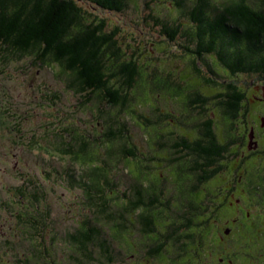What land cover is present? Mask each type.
<instances>
[{
  "label": "rangeland",
  "instance_id": "1",
  "mask_svg": "<svg viewBox=\"0 0 264 264\" xmlns=\"http://www.w3.org/2000/svg\"><path fill=\"white\" fill-rule=\"evenodd\" d=\"M80 1L87 12L93 14L90 19L95 16L103 19L106 32H118L116 39L123 51L122 60H135L140 76L132 88L124 90L129 101L122 109L110 107L108 101L101 98L100 102L94 101L89 106L80 104L78 93L67 86L69 82L57 64L44 66L28 57H16L8 63L0 61V96L5 100L4 107L13 110L3 116L0 113V168L4 170H0V181L5 184L1 187L0 183L3 200L0 206V264H170L186 248L188 240L183 235L186 230L176 233L174 229L183 216L190 213V207L184 208L185 201L177 188L190 182L180 183L176 169L184 165L181 168L188 171L192 158L185 148L175 149L173 144L195 138L206 119L200 113L203 110L207 117L216 121L215 131L220 130L217 134H222L225 126L219 117L222 111L217 99L222 89L219 85L209 87L205 82L215 79L224 85L230 74L209 55L205 60L220 77L213 75L201 61L198 63L199 76L192 70V58L180 49L187 43L184 32L188 28L181 27V36L175 40L164 33L165 23L169 26L189 24V16L185 13L197 0H183L187 8L183 11L184 8L176 6L175 0H125L126 8L121 12L105 11L92 0ZM208 1L221 9L229 0ZM231 78L241 87H249L247 96H252L256 78L244 74ZM123 80L115 78L112 82L118 87ZM179 83L188 86L183 87L185 92H177ZM195 90L209 99L204 107L189 105V96L194 95ZM101 111L106 113L105 126L99 119ZM15 112L19 114L17 118L13 117ZM67 126L69 129L80 126L82 132L87 133L86 141L89 139L91 143L93 134L98 136L97 154L101 159L105 157L104 148H101L105 144V134L126 131L127 139L115 141L114 146L121 148L125 142L129 154L126 157L132 152L137 156L132 157L133 163L128 159V163L124 159L113 161L115 167L111 168L109 178L116 182L112 188L114 192L109 193L105 183L103 187L108 198L116 193L119 195L112 206L114 202L124 204L123 193L135 195L136 189L142 188L130 177L138 174L127 170V166L143 167L142 182L147 185L150 177L153 187L150 193L155 192L160 202H153L156 205L153 209L161 210L162 214L157 219L152 239L141 230L136 214L131 213L127 216L128 222L122 221L118 227L117 212L113 214L117 219L114 221L109 213L102 214L99 207L90 204L91 189L86 185L89 169L72 159L70 153L56 151L51 144L60 142L55 134H61ZM171 131L185 137L171 136ZM24 135L32 136L36 144L46 145L49 151L43 147L35 148L42 150L38 151L23 146L27 139ZM68 138L71 142V137ZM79 178L85 186L79 183ZM41 190L43 196H40ZM152 199V195L147 196L146 203ZM87 220L101 229L102 238L110 246L108 250L104 251L101 241L97 240L81 252L78 244L70 240L69 236L75 235ZM160 241L166 244L161 257L152 254V248Z\"/></svg>",
  "mask_w": 264,
  "mask_h": 264
},
{
  "label": "trees",
  "instance_id": "2",
  "mask_svg": "<svg viewBox=\"0 0 264 264\" xmlns=\"http://www.w3.org/2000/svg\"><path fill=\"white\" fill-rule=\"evenodd\" d=\"M92 1L108 12H121L126 8L125 0ZM175 2L179 9L184 8L182 11L187 9L184 7L183 0H175ZM212 3L208 0H197L191 10H186L185 14L189 16L190 20L187 25L183 23L174 26H169L166 23L163 25L165 35L171 40L181 36V27L188 28L184 32L187 43L181 45L180 49L192 58V70L201 76V70L198 67V63L201 61L213 75L218 76L219 74L205 60L209 55H216L220 64L232 74L252 72L256 69L259 61H262L264 65V13H258L253 8L239 2L232 9L229 8L228 12L220 9L218 12L221 13H218ZM237 8L238 14H234L238 17L237 20L226 23L221 21L219 16L232 13ZM92 15L82 6L80 0H0V49L5 52L4 63H8L16 57H28L32 58L35 63L44 66L50 63L57 64L69 82L67 86L78 93L81 105L83 103L84 105L93 104L94 101L100 102L101 98L106 99L110 107L122 109L129 101L127 92H123L134 86L140 76V67L135 60H122L123 51L116 39L118 32H106L105 20L98 19L96 16L90 19ZM115 78L117 80L124 79L123 84L116 87L115 85L118 84L112 82ZM205 83L209 87L217 85L223 87V84H219L215 79H207ZM183 87L188 88L187 85L179 83L177 92H185ZM85 92H87L86 98ZM192 94L194 95L189 96V105L197 104L204 107L209 101L197 90ZM220 94L219 92L218 95ZM222 111L234 114V108L224 103ZM101 112L103 113L100 114L99 119L105 126L106 113H104L105 111ZM202 115L207 117L206 110H203ZM202 130L206 135H215L212 131V121H206ZM86 134L82 132L80 126L79 129L73 127L69 129L67 126L61 134H55L60 142H51V144L56 147V151L70 153L72 159L85 165V169H89L86 185L91 189L90 204L99 207L102 214L109 213V218L114 221L117 219L113 214L117 212L119 221L116 225L118 227L122 225V221L128 222L127 216L131 213L136 214L141 223V230L152 239L151 234L155 232V224L162 214L161 210L153 209L156 207L153 205L155 201L149 204L145 202L147 196L144 195V190L152 191L153 187L150 185V178L147 185L142 182L141 178H144L145 175L143 167L137 168V170L134 166H127V170H134L138 174L137 177L129 176L142 188L136 189L135 195H130L132 197L123 193L124 204L114 202L115 204L112 206L111 203L117 198L119 199V195L118 193L111 194L112 196L108 198L103 187L105 183L110 190L109 193L114 192L112 188L116 182H111L112 180L109 178L111 168L115 167L113 161L121 162L124 159L128 163V159L130 163H133L132 157L137 156V153L132 152L131 156L126 157L129 154L126 153L125 142L122 143L121 148L114 146L115 141L127 139L126 131L120 130L112 134L109 132L105 134L103 139L105 144L101 146L105 151L103 159L97 154L98 136L93 134L91 143L89 139L86 141ZM36 135L38 136V134ZM68 137H71V142H68ZM24 138L27 139L23 146L39 148L44 145L36 144L37 140H33L35 138L32 136L24 135ZM184 148L188 151V155L194 156L195 153L198 158L201 156L207 159V152L194 151L188 145L182 149ZM208 148L204 147L205 150ZM213 151L216 152V150ZM218 153L221 152L217 150ZM79 183L85 186V182L81 178H79ZM40 194V196L44 195L42 190ZM191 215L190 208L188 216L191 217ZM188 218L183 217L179 227L187 229L191 225V219ZM93 224L91 220L84 221L77 233L69 236L71 241L74 240L78 244V249L81 252H85L88 246L95 244L97 240L101 241L100 247L104 251L110 247L106 243V239L102 238L101 229ZM124 224L126 225V223ZM165 250V242L160 241L157 246L152 248V254L161 257Z\"/></svg>",
  "mask_w": 264,
  "mask_h": 264
},
{
  "label": "flooded vegetation",
  "instance_id": "3",
  "mask_svg": "<svg viewBox=\"0 0 264 264\" xmlns=\"http://www.w3.org/2000/svg\"><path fill=\"white\" fill-rule=\"evenodd\" d=\"M237 2L258 13H264V0H229L224 2L221 9L228 12ZM237 11L238 8L229 13L231 16L227 14L219 17L223 23L234 21L238 18L235 16ZM4 55L5 52L0 49L2 63ZM211 56L216 58V55ZM228 72L230 75L221 88V94H217V99L221 111L224 103L234 108V114L222 111L219 115L225 126L221 129L222 134H217L220 130L215 131L216 121L206 117L193 140L175 141L173 144L175 149L188 145L194 151L207 152L208 156L207 159L201 156L198 158L194 153L188 171H183L181 167L184 165H178L181 166L176 169L178 174L174 171L180 183L190 182L189 185H179L177 188L182 201H185L184 208L187 210L190 207L192 215L183 216L191 219L187 229L179 227L180 224L174 229L176 233L186 230L183 235L188 242L181 253L171 262L168 260L170 264H264V65L259 61L252 72ZM243 74L257 79L251 97L247 96L249 87H241L236 79L231 78ZM1 97L0 113L3 116V113L8 114L13 110L4 107L5 100ZM18 116L17 112L13 115L14 118ZM2 120L5 121V118ZM208 120L212 121L215 135H206L202 130ZM169 135L184 136L174 131ZM25 146L30 150L42 151ZM40 147L49 150L46 145ZM204 147L209 148L205 150ZM217 150L221 153L217 154ZM0 170L4 171L2 168ZM149 175L153 178L151 173ZM155 180L159 181V177L155 176ZM0 183L2 187L4 183ZM144 195H152L154 204L159 202L156 193H150L149 189L144 190ZM2 203L0 197V206Z\"/></svg>",
  "mask_w": 264,
  "mask_h": 264
}]
</instances>
